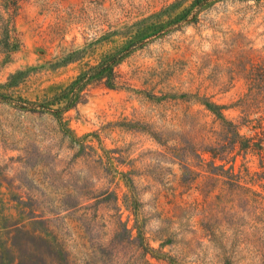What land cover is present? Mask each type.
<instances>
[{
  "label": "rangeland",
  "instance_id": "rangeland-1",
  "mask_svg": "<svg viewBox=\"0 0 264 264\" xmlns=\"http://www.w3.org/2000/svg\"><path fill=\"white\" fill-rule=\"evenodd\" d=\"M196 1L0 0L2 212L64 264H264V168L208 108L263 115L264 0Z\"/></svg>",
  "mask_w": 264,
  "mask_h": 264
},
{
  "label": "trees",
  "instance_id": "trees-1",
  "mask_svg": "<svg viewBox=\"0 0 264 264\" xmlns=\"http://www.w3.org/2000/svg\"><path fill=\"white\" fill-rule=\"evenodd\" d=\"M200 0L196 1V5H200ZM127 55H123L124 58ZM110 67L111 72L113 66H118L119 61ZM96 71L90 76H81L77 81L73 82L69 88L65 89L59 96L58 100L50 99L48 103L42 107L44 112L51 111V106L55 104H62L67 100L64 109L76 106L79 103V97L84 91V88L93 79H102L106 73L103 64L95 68ZM20 74L11 75L9 80L15 81ZM86 79H85V78ZM1 96V95H0ZM23 104L36 105L37 103L31 101H24L21 97L19 99ZM28 108V107H23ZM208 108L219 119L225 123L226 129L232 133L234 138V147L239 146L241 151L246 154L253 153L259 157L260 166L264 168V113L263 115L249 120L247 116V128L250 135L240 134L242 124H235L232 121H227L221 112L225 107L209 104ZM32 110V109H31ZM36 109H33L35 111ZM3 205L0 201V264H64L67 258L64 257L62 252H57L56 255L52 254V244L50 235L44 230L35 229L33 223L23 224L16 222L9 224L8 219L3 216ZM13 236V237H12Z\"/></svg>",
  "mask_w": 264,
  "mask_h": 264
}]
</instances>
